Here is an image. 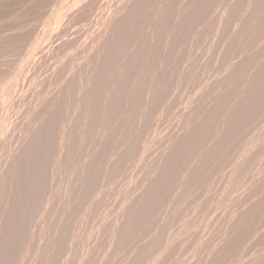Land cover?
Listing matches in <instances>:
<instances>
[{"label":"rangeland","instance_id":"rangeland-1","mask_svg":"<svg viewBox=\"0 0 264 264\" xmlns=\"http://www.w3.org/2000/svg\"><path fill=\"white\" fill-rule=\"evenodd\" d=\"M87 1H90L91 5ZM134 1L136 0H94V2L93 0H0V51H4V53L3 51L0 52L3 57L1 58L0 55V60H4L6 62H0V75H2L0 76V202L2 200L0 203V207L2 208H0V264H264V0H158L159 2L157 0H137L139 4L137 1L136 3ZM96 2L100 4H97ZM153 2L155 4H153ZM135 5L138 7L136 6L134 9ZM67 10H70V12ZM86 11L88 13H85ZM143 11L145 13L148 11L149 13L145 15ZM155 11L157 15L154 13ZM150 13L151 15H148ZM185 13L188 14L184 15ZM77 16L80 18H77ZM82 17H84V19ZM161 17L162 19H160ZM124 18L125 20H128L125 21ZM143 19L145 20L143 21ZM148 19L149 21H147ZM127 21H131L132 23L128 22L126 24ZM161 21L163 23H161ZM181 21L183 22V25ZM149 23L152 24L150 25ZM174 23H178V25L176 26ZM112 25L114 26V29ZM119 26L120 28H118ZM142 28L144 29V32L142 31ZM126 29L129 30V32H127ZM157 30L160 31L158 32ZM171 30L174 32H171ZM76 32L78 33L76 34ZM120 32L122 34H120ZM111 33L113 34L111 35ZM141 33H143V36L145 35V37H141ZM154 33L156 34V37ZM105 34L107 37L104 36ZM132 34H134V36H132ZM173 34L175 36H173ZM78 36H80V38ZM84 36H86V38ZM116 37L119 38L116 40ZM132 38L133 40L135 38L139 39V43L137 39L133 42ZM20 39H22V41ZM13 40H17V42L14 43ZM119 40L121 41L120 43ZM103 42H105V44L108 43L106 44L107 46L103 44ZM17 43L19 44L17 45ZM115 43L117 44L116 46ZM158 43L163 47L159 46ZM122 45L124 47H122ZM171 45L172 47H170ZM102 46L105 48V51L102 49ZM143 46L147 48L145 49ZM150 47L152 48L150 49ZM13 48H16L15 51ZM60 48L61 51L59 50ZM126 48H130L132 50H127ZM162 48H164V50ZM38 49L40 50L38 51ZM99 49L100 51H98ZM106 51L107 53L110 52V54H107ZM120 51H122V54ZM133 52L136 53L133 54ZM146 52L148 53L146 54ZM10 53L11 56L13 54L14 55L11 57L9 55ZM61 54L68 57V59ZM66 54H69L70 56H67ZM74 54L76 55L73 56ZM154 54H156V56ZM92 55H94L93 58ZM141 55L142 60H140ZM134 56L137 57L134 58ZM131 57H133V59H131ZM63 58L67 61L63 60ZM115 59L119 60L116 61ZM148 59L153 60L148 61ZM70 60L72 64L70 63ZM104 60L106 63H104ZM132 61L135 63L133 64ZM101 62L104 64H101ZM138 62L141 64H137ZM43 63L45 65H43ZM57 64L60 66H56ZM63 64L66 65L65 67L67 69ZM115 65L117 66V69L115 68ZM105 67H107L108 71L104 74L103 72L105 70H102L105 69ZM108 67L110 69H108ZM132 67L136 68V70ZM93 68H95V71ZM5 73L6 75H4ZM96 73L99 74L96 75ZM124 73H126V75H124ZM137 73L141 75H138ZM7 75L10 76L9 79L6 78L8 77ZM24 76H26V78ZM27 76H29V78ZM38 76L40 79H38ZM123 76L125 77L123 78ZM139 76L141 78H139ZM14 78H16V80H14ZM129 78L130 80L128 82ZM65 79L68 80V82ZM86 79L89 82L86 81ZM17 80L20 81L18 82ZM64 80L66 82H64ZM122 80L125 82H122ZM130 81H133V84ZM85 82L87 83L85 84ZM103 82H106V84ZM70 83L73 84L71 85ZM131 84L134 88H132ZM34 85L35 87H33ZM129 86L131 88H129ZM139 86H142V88ZM116 87L121 92H118ZM102 89L105 94L101 91ZM51 90H53V92H51ZM130 90L132 92H130ZM110 92L113 94L111 95ZM65 93L69 95L66 96ZM117 93L120 95L122 93V96ZM49 94H51V97L53 95V100L49 97ZM130 94H132L133 97H131ZM84 95L85 97H83ZM89 98H91V101L88 100ZM131 98H134V100ZM81 99L86 100L81 101ZM51 101H54V104L53 102L51 103ZM5 103L6 106L4 105ZM50 103L53 106H51ZM87 103L89 104V107ZM98 103L100 105H98ZM138 103L142 104L139 105ZM58 104L61 106H59L60 109L58 108ZM95 104H97L96 107ZM38 105L39 109H37ZM62 110L63 112H61ZM51 111L55 112L53 113ZM39 112L41 113L39 114ZM36 113L38 114V117ZM105 114L106 117H104ZM107 115H109V118H107ZM139 115L140 118L138 117V119H136ZM62 117H64V119ZM146 117L149 122L146 121ZM28 118L30 122L28 121ZM78 118H82L80 119L82 121L79 123H77L79 121ZM127 118L129 119L127 120ZM89 119L90 122H88ZM108 120L109 122L112 120L111 123L113 125L108 123ZM138 120H142V122H139ZM201 120L203 122H201ZM23 121L25 123V127ZM91 121L94 123H91ZM98 121H101V123ZM47 122L49 123L47 124ZM136 122H139L140 124H136ZM55 124L56 126L54 127ZM45 125H49L48 128ZM106 125H110L111 127ZM43 126H45V130H42ZM89 127L92 128L90 129ZM107 127L112 131L106 129ZM112 127L114 128V131ZM84 128H86V130ZM37 129H40L39 131L42 130V133L47 129L50 132L52 129V132L50 133H48V130L46 131L45 137L48 141L46 138L45 139L48 143L43 141L45 140L43 137L42 143L44 144L40 143L37 148V150L41 148L43 152H40L39 149V153L36 154L37 157L35 161L38 165L33 163V159V161H31L32 157H30L28 161H26V159L25 162L23 158V154L25 156V153L27 152V144L32 148H36L35 144V147H33L32 144L34 142L32 143V141L37 143V137L33 136L35 132L36 134L39 132ZM74 129L78 132H74ZM78 129H80L81 132ZM122 129H124L123 132ZM57 130L59 133H57ZM107 130L109 133H107ZM97 131H100V135H97L99 134ZM89 132L91 133L88 134ZM112 132L113 135H107L110 133L112 134ZM47 133L49 137L47 136ZM116 133H118V137ZM52 134L53 136L55 135V138ZM89 135H91V139L88 137ZM31 136H33V138L35 137V140L31 139ZM59 136L64 137L61 138ZM92 136L99 139L97 140ZM105 136L107 137L105 138ZM112 136L114 139H112ZM83 139L87 140L84 141ZM94 139H96V142ZM103 139L104 142L106 140L105 143H108L107 145H109L110 148L103 143ZM27 141L29 142L27 143ZM61 141H63V143ZM99 141L101 144L98 143ZM118 141H120L119 143L121 145L117 144L116 147L115 143H118ZM121 141L124 143H121ZM125 141L128 143H125ZM59 142L61 144H59ZM54 144L57 145V148ZM92 144L95 148H92ZM23 145L26 146L24 147ZM131 145L133 146L132 148ZM128 146H130L132 151H129L131 149L128 148ZM30 147L28 148L32 149ZM124 147H127L128 150L126 148L124 149ZM102 148L104 151L101 150ZM133 148L134 150L136 148L138 151L135 150L136 152H134ZM54 150L56 151L53 152ZM100 151H103L104 154ZM83 152H86L85 155ZM96 152L100 153L99 156H101L99 157ZM18 153H20L19 159L16 156ZM47 153H49V155H46ZM95 154L97 156H95ZM122 154H124L123 158L121 157ZM170 154L173 156H170ZM14 156L16 157L14 158ZM117 156H119V161ZM127 156L133 157L127 160ZM43 157L44 159H42ZM120 157L122 159V164L120 163ZM39 158H41V160ZM47 158L50 159L48 160ZM124 160H127V163ZM161 160H163V162ZM29 161H31L30 164H32L30 167L32 168V166H34L32 170H30L31 168L29 166L28 167L30 169L28 167V169L26 168V166L29 165L27 163ZM102 162H105V165ZM1 163H3V165ZM13 163H16L15 171H17V173L15 178L19 171L22 173H19L21 177L25 169L29 170L28 172L25 170V173L31 172L35 174L37 172L36 175L39 178H36V185L34 184L32 186L25 187L28 188L25 190L30 194H26L29 195L27 196L28 198L25 196H23V198H26V200L28 199V203L23 199L24 201H19V203H22L20 204V207L15 205L17 201L14 204L16 206L15 208L13 207L14 211L16 210L18 212L22 209L21 212H25H22L23 214H21V212L19 213L23 218H19L21 219L19 221L17 219L20 217H17L19 214H17L16 211L17 215H14V212H10V210H12V203H14L17 199H11L12 194L8 197V191L13 192V186L10 187L9 182L11 181L10 179L12 178V173L14 172H12L13 168H10L12 170L8 168L9 166H12ZM23 163H27L26 166H24L25 169L23 167ZM109 163L119 165L120 167L123 165L125 167L122 168V166L121 169L119 166L118 168L115 166V169L112 168L113 164L111 166ZM106 164H109L110 166L107 165V167ZM43 165H45V168ZM17 166L21 170L24 169L23 172ZM46 166H48V168ZM86 166H88V168ZM96 166L98 167L96 168ZM36 167L39 170H37ZM92 167L94 169H92ZM6 169L11 172H8ZM88 169L90 172H87ZM160 169L161 171L159 172ZM93 170L95 175L93 174ZM162 170L165 172L163 171L162 173ZM7 173H11L12 175L9 174L8 177ZM104 173L107 177H105ZM5 174L7 176H5ZM36 175H34V177ZM81 175H83V177H81ZM7 178L9 179L7 180ZM44 178H46V180ZM161 183L164 185H161ZM148 186H150L151 189L148 188ZM157 186L160 187L158 188ZM65 187L68 188L65 189ZM73 189L76 191H73ZM149 189L151 191H148ZM29 190H32V193H36L32 195ZM82 191L85 194H83ZM70 192L71 194H69ZM92 194L93 197L90 196ZM142 195L143 197L145 196V200H149L150 198V201H143L144 199L139 200ZM147 195L149 197H147ZM60 197L61 201L59 200ZM76 199L77 202H75ZM143 202L146 205H143ZM27 205L29 208H27ZM73 205L74 208H72ZM24 206L27 208V215L26 208ZM129 207L132 208L133 211ZM23 208L25 209L23 210ZM67 208L69 210H67ZM8 209H10V214L8 213L9 215L7 214ZM54 209L55 212H53ZM62 209L63 211H61ZM30 210H32L31 213L28 212ZM135 212H138L139 215ZM10 215H13V218L16 216L17 220H13H15L16 225L19 223L17 225L18 229L15 228V230L12 228L11 230V232H13L14 229V233L11 234H15V236L12 237L10 235L11 237L9 236L3 238L1 234L4 230L2 229L5 228L6 230V228H8L6 227L8 224L6 218H12ZM77 215H79V218ZM11 218L10 221L12 220ZM59 221H63L64 225ZM5 223L6 225L4 226ZM124 223L127 224V226ZM121 224H124L125 226H121ZM14 225L15 224H13L12 227H14ZM128 225H130L129 228ZM7 226H9V224ZM119 227L121 229H119ZM132 227L134 228L132 229ZM117 228L119 230H117ZM19 229L20 232L17 231ZM119 232L123 235V237L119 234ZM63 234H65V237ZM18 235L20 237H18ZM57 235H59V238ZM15 237H17V239ZM48 237L50 241L47 240ZM53 237L57 240L56 243H58V247H56L57 245ZM60 237L64 238V240ZM59 239H61V241ZM11 243L12 247L8 248ZM4 245H6V248H4ZM44 245L46 248L48 247V250L51 249L49 250L50 252L44 248ZM61 245L62 248L60 247ZM5 249H9L11 252L9 250L6 251ZM1 250L4 254L1 253ZM51 253L54 254L51 255ZM4 256H6V260ZM134 256L136 257L134 258ZM4 261L7 262L4 263Z\"/></svg>","mask_w":264,"mask_h":264},{"label":"bare ground","instance_id":"bare-ground-1","mask_svg":"<svg viewBox=\"0 0 264 264\" xmlns=\"http://www.w3.org/2000/svg\"><path fill=\"white\" fill-rule=\"evenodd\" d=\"M136 1H137V0H136ZM136 1H134V2L136 3ZM139 1H141V0H139ZM155 1H156V0H155ZM157 1H158V0H157ZM169 1H170V0H169ZM192 1H194V0H192ZM199 1H200V0H199ZM204 1H205V0H204ZM87 2H88V1H87ZM93 2H94V0H93ZM97 2H98V1H97ZM97 2H96V3H97ZM158 2H159V1H158ZM164 2H165V1H164ZM195 2H196V1H195ZM206 2H207V1H206ZM88 3L90 4L91 2L89 1ZM88 3H87V4H88ZM102 3H104V2H102ZM130 3H131V2H130ZM137 3L139 4L138 1H137ZM162 3H163V2H162ZM165 3H166V2H165ZM168 3H169V2H168ZM196 3H197V2H196ZM196 3H194V4H196ZM85 4H86V3H85ZM93 4H94V3H93ZM93 4H92V5H93ZM97 4H100V3H97ZM132 4H133V3H132ZM153 4H155V3L153 2ZM158 4H161V3H158ZM169 4H170V3H169ZM169 4H166V5H169ZM90 5H91V4H90ZM102 5H104V4H102ZM128 5H129V3H128ZM140 5H141V4H140ZM144 5H145V4H144ZM156 5H157V4H156ZM163 5H164V4H163ZM230 5H231V4H230ZM82 6H84V5H82ZM93 6H94V5H93ZM116 6H117V5H116ZM136 6H137V5L134 6V9L136 8ZM150 6H151V5H150ZM157 6H158V5H157ZM208 6H209V5H208ZM80 7H81V6H80ZM114 7H115V6H114ZM130 7H133V6H130ZM130 7H129V8H130ZM137 7H138V6H137ZM147 7H148V6H147ZM167 7H168V6H167ZM89 8H90V6H89ZM91 8H92V7H91ZM139 8H140V7H139ZM153 8H154V7H153ZM153 8H152V9H153ZM155 8H156V7H155ZM159 8H160V7H159ZM76 9H77V8H76ZM82 9H83V7H82ZM87 9H88V8H87ZM87 9H86V10H87ZM163 9H164V8H163ZM77 10H78V9H77ZM89 10H90V9H89ZM95 10H96V9H95ZM127 10H128V9H127ZM127 10H126V11H127ZM131 10H132V9H131ZM137 10H139V9H137ZM141 10H142V8H141ZM144 10H145V9H144ZM147 10H149V9H147ZM172 10H173V9H172ZM187 10H188V9H187ZM67 11L70 12V10H67ZM78 11H80V10H78ZM78 11H77V12H78ZM82 11H83V10H82ZM126 11H125V12H126ZM129 11H130V10H129ZM129 11H128V12H129ZM132 11H133V10H132ZM158 11H159V10H158ZM164 11H165V10H164ZM199 11H200V10H199ZM72 12H73V11H72ZM80 12H81V11H80ZM95 12H96V11H95ZM98 12H99V11H98ZM125 12H124V13H125ZM143 12H144V11H143ZM151 12H152V11H151ZM75 13H76V12H75ZM85 13H88V12L86 11ZM91 13H92V12H91ZM96 13H97V12H96ZM131 13H132V12H131ZM144 13H145V12H144ZM147 13H149V12L147 11V12L145 13V15H146ZM154 13L156 14V11H155ZM163 13H164V12H163ZM67 14H68V13H67ZM77 14H78V13H77ZM93 14H94V13H93ZM111 14H112V13H111ZM122 14H123V13H122ZM141 14H142V13H141ZM161 14H162V13H161ZM178 14H179V13H178ZM186 14H188V13H185L184 15H186ZM80 15H81V14H80ZM80 15H79V16H80ZM89 15H90V14H89ZM97 15H99V14H97ZM130 15H131V14H130ZM134 15H136V14H134ZM143 15H144V14H143ZM148 15H151V13L148 14ZM153 15H154V14H153ZM156 15H157V14H156ZM156 15H155V16H156ZM179 15H180V14H179ZM58 16H59V15H58ZM73 16H74V15H73ZM83 16H84V14H83ZM95 16H96V15H95ZM95 16H94V17H95ZM124 16H125V15H124ZM127 16H128V15H127ZM140 16H141V15H140ZM155 16H154V17H155ZM176 16H177V15H176ZM189 16H191V15H189ZM55 17H56V16H55ZM80 17H81V16H80ZM80 17L77 16V18H80ZM91 17H92V16H91ZM119 17H120V16H119ZM135 17H136V16H135ZM147 17H148V16H147ZM56 18H58V17H56ZM67 18H68V17H67ZM72 18H73V17H72ZM75 18H76V17H75ZM82 18L84 19V17H82ZM110 18H111V17H110ZM120 18H121V17H120ZM125 18H126V17H125ZM125 18H124V20H125ZM131 18H132V17H131ZM142 18H143V17H142ZM144 18H145V16H144ZM156 18H157V16H156ZM181 18H182V17H181ZM183 18H184V16H183ZM183 18H182V19H183ZM189 18H190V17H189ZM60 19H61V18H60ZM64 19H65V18H64ZM73 19H74V18H73ZM73 19H71V20H73ZM87 19H88V18H87ZM91 19H92V18H91ZM137 19H138V18H137ZM146 19H147V18H146ZM154 19H155V18H154ZM158 19H159V18H158ZM160 19H162V17H161ZM175 19H176V17H175ZM179 19H180V16H179ZM179 19H178V20H179ZM182 19H181V20H182ZM187 19H188V18H187ZM77 20H78V19H77ZM88 20H90V19H88ZM88 20H87V21H88ZM126 20H128V19H126ZM126 20H125V21H126ZM135 20H136V19H135ZM144 20H145V19H143V21H144ZM48 21H49V20H48ZM106 21H107V20H106ZM131 21H132V19H131ZM131 21H130V22H131ZM147 21H149V19H148ZM153 21H154V20H153ZM155 21H156V20H155ZM157 21H159V20H157ZM169 21H170V19H169ZM169 21H168V22H169ZM174 21H175V20H174ZM184 21H185V20H184ZM10 22H11V21H10ZM62 22H63V21H62ZM64 22H65V21H64ZM79 22H80V21H79ZM81 22H82V21H81ZM123 22H124V21H123ZM128 22H129V21H127L126 24H127ZM130 22H129V23H130ZM138 22H139V21H138ZM145 22H146V21H145ZM150 22H152V21H150ZM164 22H165V20H164ZM168 22H167V23H168ZM177 22H180V21H177ZM181 22H182V21H181ZM85 23H86V22H85ZM106 23H107V22H106ZM124 23H125V22H124ZM131 23H132V22H131ZM141 23H142V22H141ZM141 23H140V24H141ZM143 23H144V22H143ZM147 23H148V22H147ZM152 23H153V22H152ZM152 23H151V24H152ZM156 23H157V22H156ZM159 23H160V22H159ZM161 23H163V22L161 21ZM167 23H166V24H167ZM172 23H173V22H172ZM213 23H214V22H213ZM7 24H8V23H7ZM61 24H62V23H61ZM63 24H64V23H63ZM149 24H150V23H149ZM151 24H150V25H151ZM174 24H175V23H174ZM64 25H65V24H64ZM64 25H62V26H64ZM67 25H68V24H67ZM67 25H66V26H67ZM79 25H80V23H79ZM87 25H88V24H87ZM87 25H86V26H87ZM129 25H130V24H129ZM145 25H146V24H145ZM160 25H161V24H160ZM172 25H173V24H172ZM175 25L177 26L178 23H176ZM180 25H181V24H180ZM182 25H183V22H182ZM182 25H181V26H182ZM60 26H61V25H60ZM76 26H77V25H76ZM107 26H108V24H107ZM112 26H113V25H112ZM123 26H124V25H123ZM134 26H135V25H134ZM154 26H155V25H154ZM158 26H159V25H158ZM158 26H157V27H158ZM69 27H70V26H69ZM80 27H81V25H80ZM80 27H79V28H80ZM94 27H95V26H94ZM141 27H142V26H141ZM151 27H152V26H151ZM171 27H172V26H171ZM173 27H174V25H173ZM182 27H183V26H182ZM184 27H185V26H184ZM73 28H74V27H73ZM77 28H78V27H77ZM77 28H76V29H77ZM118 28H120V26H119ZM118 28H117V29H118ZM158 28H159V27H158ZM161 28H162V27H161ZM178 28H179V27H178ZM178 28H177V29H178ZM50 29H51V28H50ZM62 29H63V28H62ZM71 29H72V28H71ZM76 29H75V30H76ZM80 29H81V28H80ZM83 29H84V27H83ZM113 29H114V26H113ZM127 29H128V27H127ZM127 29H126V30H127ZM131 29H132V28H131ZM139 29H140V28H139ZM153 29H154V28H153ZM155 29H156V28H155ZM164 29H165V28H164ZM174 29H175V28H174ZM174 29H173V30H174ZM181 29H182V28H181ZM65 30H66V28H65ZM81 30H82V29H81ZM119 30H120V29H119ZM126 30H125V31H126ZM143 30H144V29L142 28V31H143ZM149 30H150V29H149ZM151 30H152V29H151ZM57 31H58V30H57ZM71 31H72V30H71ZM102 31H103V30H102ZM125 31H124V32H125ZM130 31H131V30H130ZM146 31H147V30H146ZM146 31H145V34H146ZM157 31H158V30H157ZM159 31H160V30H159ZM159 31H158V32H159ZM174 31H176V30H174ZM174 31L171 30V32H174ZM178 31H179V30H178ZM178 31H177V32H178ZM54 32H55V31H54ZM59 32H60V31H59ZM65 32H66V31H65ZM95 32H96V31H95ZM127 32H129V30H127ZM131 32H132V31H131ZM138 32H139V31H138ZM143 32H144V31H143ZM155 32H156V31H155ZM25 33H26V32H25ZM48 33H49V32H48ZM77 33H78V32H76V34H77ZM116 33H117V32H116ZM166 33H167V32H166ZM169 33H170V32H169ZM178 33H179V32H178ZM55 34H56V32H55ZM58 34H59V33H58ZM86 34H87V33H86ZM112 34H113V33H111V35H112ZM114 34H115V33H114ZM120 34H122V33L120 32ZM125 34H126V33H125ZM147 34H148V33H147ZM154 34H155V33H154ZM167 34H168V33H167ZM174 34H175V33H174ZM174 34H173V36H175ZM176 34H177V33H176ZM8 35H9V34H8ZM50 35H51V34H50ZM70 35H71V33H70ZM87 35H88V34H87ZM90 35H91V34H90ZM109 35H110V34H109ZM141 35H142L141 37H145V35L143 36V33H141ZM149 35H150V33H149ZM162 35H163V34H162ZM178 35H179V34H178ZM178 35H177V36H178ZM180 35H181V34H180ZM5 36H7V35H5ZM5 36H4V37H5ZM24 36H25V35H24ZM28 36H29V35H28ZM59 36H60V35H59ZM59 36H58V37H59ZM74 36H75V35H74ZM102 36H103V35H102ZM102 36H101V37H102ZM104 36H106V34H105ZM117 36H118V35H117ZM132 36H134V34H132ZM138 36H139V35H138ZM152 36H153V35H152ZM168 36H169V35H168ZM173 36H172V37H173ZM31 37H32V36H31ZM52 37H53V36H52ZM55 37H56V36H55ZM68 37H69V36H68ZM68 37H67V38H68ZM71 37H72V35H71ZM78 37L80 38V36H78ZM78 37H77V38H78ZM84 37L86 38V36H84ZM106 37H107V36H106ZM108 37H109V36H108ZM114 37H115V36H114ZM114 37H113V38H114ZM120 37H121V36H120ZM122 37H123V36H122ZM127 37H128V36H127ZM146 37H147V36H146ZM155 37H156V34H155ZM10 38H11V37H10ZM19 38H20V37H19ZM19 38H18V40H19ZM22 38H23V37H22ZM24 38H25V37H24ZM35 38H36V37H35ZM63 38H65V37H63ZM81 38H82V37H81ZM102 38H103V37H102ZM118 38H119V37H118ZM118 38L116 37V40H117ZM150 38H153V37H150ZM173 38H174V37H173ZM12 39H13V38H12ZM12 39H11V41H12ZM28 39H29V38H28ZM28 39H27V40H28ZM30 39H31V38H30ZM41 39H43V38H41ZM50 39H52V38H50ZM50 39H49V40H50ZM55 39H56V38H55ZM55 39H54V41H55ZM60 39H61V37H60ZM65 39H66V38H65ZM82 39H83V38H82ZM100 39H101V38H100ZM110 39H111V38H110ZM136 39H137V38H135L134 40H136ZM166 39H167V38H166ZM169 39H170V38H169ZM177 39H178V38H177ZM9 40H10V39H9ZM9 40H8V42H9ZM20 40L22 41V39H20ZM49 40H47V41H49ZM62 40H63V39H62ZM62 40H61V41H62ZM90 40H91V39H90ZM103 40H104V39H103ZM130 40H131V39H130ZM132 40H133V38H132ZM134 40H133V42H134ZM154 40H155V38H154ZM174 40H175V39H174ZM260 40H261V39H260ZM25 41H26V39H25ZM34 41H35V40H34ZM57 41H58V40H57ZM59 41H60V40H59ZM64 41H65V40H64ZM75 41H76V40H75ZM75 41H74V43H75ZM101 41H102V40H101ZM106 41H107V40H106ZM106 41H105V42H106ZM110 41H111V40H110ZM137 41H138V43H139V39H137ZM141 41H143V40H141ZM144 41H145V39H144ZM151 41H152V40H151ZM168 41H169V40H168ZM168 41H167V42H168ZM176 41H177V40H176ZM13 42L15 43V42H17V40H15V41L13 40ZM32 42H33V41H32ZM41 42H42V41H41ZM41 42H40V43H41ZM50 42H51V41H50ZM99 42H100V41H99ZM105 42H103V44H105ZM120 42H121V41L119 40V43H120ZM19 43H20V42H19ZM19 43H17V45H18ZM21 43H22V42H21ZM24 43H25V42H24ZM37 43H38V42H37ZM47 43H48V42H47ZM63 43H64V42H63ZM77 43H78V42H77ZM88 43H89V42H88ZM116 43H118V42H116ZM116 43H115V46L117 45ZM138 43H137V44H138ZM149 43H150V42H149ZM163 43H164V42H163ZM1 44H2V43H1ZM4 44H5V43H4ZM4 44H3V45H4ZM54 44H55V43H54ZM58 44H59V43H58ZM71 44H72V43H71ZM100 44H102V43H100ZM106 44H108V43H106ZM106 44H105V45H106ZM128 44H129V43H128ZM130 44H132V43H130ZM133 44H135V43H133ZM137 44H136V45H137ZM141 44H143V43H141ZM141 44H140V45H141ZM144 44H145V43H144ZM146 44H147V43H146ZM152 44H153V43H152ZM171 44H173V43H171ZM175 44H176V42H175ZM3 45H2V47H3ZM17 45H16V46H17ZM29 45H30V44H29ZM32 45H33V44H32ZM48 45H49V44H48ZM50 45H51V44H50ZM59 45H60V44H59ZM67 45H68V44H67ZM109 45H110V44H109ZM120 45H121V44H120ZM140 45H139V46H140ZM149 45H150V44H149ZM155 45H156V44H155ZM158 45H159V43H158ZM162 45H163V44H162ZM184 45H186V44H184ZM5 46H6V45H5ZM19 46H20V45H19ZM23 46H24V45H23ZM30 46H31V45H30ZM55 46H56V45H55ZM55 46H54V47H55ZM60 46H61V45H60ZM65 46H66V45H65ZM65 46H63V47H65ZM73 46H74V45H73ZM73 46H72V47H73ZM106 46H107V45H106ZM110 46H111V45H110ZM118 46H119V45H118ZM127 46H128V45H127ZM127 46H125V47H127ZM130 46H131V45H130ZM137 46H138V45H137ZM150 46H151V45H150ZM152 46H153V45H152ZM159 46H161V45H159ZM46 47H47V46H46ZM66 47H68V46H66ZM79 47H80V46H79ZM100 47H101V46H100ZM100 47H98V48H100ZM120 47H121V46H120ZM120 47H119V48H120ZM122 47H124V46L122 45ZM131 47H132V46H131ZM161 47H163V46H161ZM170 47H172V45H171ZM28 48H30V47H28ZM70 48H71V47H70ZM98 48H97V49H98ZM110 48H111V47H110ZM139 48H141V47H139ZM139 48H137V49H139ZM143 48L146 49L147 47H144V46H143ZM151 48H152V47H150V49H151ZM156 48H157V46H156ZM186 48H187V47H186ZM13 49H14V48H13ZM15 49H16V48H15ZM15 49H14V51H15ZM45 49H46V48H45ZM51 49H52V48H51ZM57 49H58V48H57ZM71 49H73V48H71ZM71 49H70V50H71ZM74 49H75V48H74ZM87 49H88V48H87ZM102 49H104V51H105V48H103V46H102ZM116 49H118V48H116ZM126 49H127V48H126ZM129 49H130V48H129ZM129 49H127V50H129ZM150 49H149V50H150ZM159 49H160V48H159ZM162 49L164 50V48H162ZM166 49H167V48H166ZM4 50H6V49H4ZM18 50H19V48H18ZM18 50H17V51H18ZM26 50H27V49H26ZM29 50H30V49H29ZM39 50H40V49H38V51H39ZM59 50L61 51V48H60ZM70 50H68V51H70ZM76 50H77V48H76ZM80 50H81V49H80ZM106 50H107V47H106ZM111 50H112V49H111ZM130 50H132V49H130ZM152 50H153V49H152ZM154 50H155V49H154ZM176 50H177V49H176ZM181 50H182V49H181ZM2 51H3V50H2ZM2 51H0V52H2ZM6 51H7V50H6ZM6 51H5V52H6ZM19 51H20V50H19ZM43 51H44V49H43ZM46 51H47V50H46ZM56 51H58V50H56ZM96 51H97V50H96ZM98 51H100V49H99ZM109 51H110V50H109ZM156 51H158V50H156ZM174 51H175V50H174ZM174 51H173V52H174ZM31 52H32V51H31ZM94 52H95V51H94ZM115 52H116V51H115ZM117 52H118V51H117ZM121 52H122V51H120V53H121ZM124 52H125V51H124ZM126 52H127V51H126ZM130 52H131V51H130ZM148 52H150V51H148ZM148 52H146V54H147ZM153 52H154V51H153ZM159 52H160V51H159ZM185 52H186V51H185ZM3 53H4V51H3ZM8 53H9V52H8ZM8 53H7V54H8ZM18 53H19V52H18ZM21 53H22V52H21ZM47 53H49V52H47ZM58 53H59V52H58ZM106 53H107V51H106ZM111 53H112V52H111ZM135 53H136V52H133V54H135ZM154 53H155V52H154ZM156 53H157V52H156ZM175 53H176V52H175ZM5 54H6V53H5ZM28 54H29V53H28ZM44 54H45V53H44ZM56 54H57V53H56ZM62 54H64V53H62ZM62 54H61V55H62ZM99 54H100V53H99ZM99 54H96V55H99ZM102 54H103V53H102ZM107 54H110V52L107 53ZM115 54H116V53H115ZM117 54H118V53H117ZM121 54H122V53H121ZM121 54H120V55H121ZM124 54H125V53H124ZM137 54H138V53H137ZM143 54H144V53H143ZM151 54H152V53H151ZM0 55H1V53H0ZM3 55H4V54H3ZM9 55L11 56V53H10ZM9 55H8V57H9ZM13 55H14V54H13ZM13 55H12V56H13ZM33 55H34V54H33ZM59 55H60V54H59ZM64 55H65V54H64ZM64 55H62V56H64ZM66 55H67V54H66ZM68 55H69V54H68ZM68 55H67V56H68ZM75 55H76V54H74L73 56H75ZM128 55H129V53H128ZM130 55H131V54H130ZM138 55H139V54H138ZM154 55L156 56V54H154ZM157 55H158V54H157ZM181 55H182V54H181ZM12 56H11V57H12ZM18 56H19V55H18ZM38 56H39V55H38ZM69 56H70V55H69ZM93 56H94V55H92V58H93ZM118 56H119V55H118ZM121 56H122V55H121ZM125 56H126V55H125ZM131 56H133V55H131ZM146 56H147V55H146ZM155 56H154V57H155ZM168 56H169V55H168ZM200 56H201V55H200ZM26 57H27V56H26ZM48 57H49V56H48ZM58 57H59V56H58ZM64 57H65V56H64ZM86 57H87V56H86ZM100 57H101V56H100ZM123 57H124V56H123ZM123 57H122V58H123ZM136 57H137V56H136ZM136 57L134 56V58H136ZM172 57H173V56H172ZM180 57H181V56H180ZM1 58H3L2 55H1ZM40 58H41V57H40ZM43 58H44V57H43ZM45 58H46V56H45ZM51 58H52V57H51ZM65 58L68 59V57H65ZM94 58H96V57H94ZM124 58H125V57H124ZM128 58H129V57H128ZM139 58H140V57H139ZM155 58H156V57H155ZM189 58H190V57H189ZM11 59H12V58H11ZM69 59H70V58H69ZM72 59H73V58H72ZM83 59H84V58H83ZM90 59H91V58H90ZM97 59H98V58H97ZM103 59H104V58H103ZM119 59H120V58H119ZM119 59H117V60H119ZM131 59H133V57H131ZM167 59H168V57H167ZM7 60H8V59H7ZM9 60H10V58H9ZM28 60H29V59H28ZM34 60L37 61L36 59H34ZM60 60H61V59H60ZM63 60H66V59L63 58ZM63 60H62V61H63ZM94 60H95V59H94ZM98 60H99V59H98ZM106 60H107V59H106ZM110 60H111V59H110ZM115 60H116V59H115ZM117 60H116V61H117ZM128 60H129V59H128ZM128 60H127V62H128ZM137 60H138V59H137ZM140 60H142V55H141V59H140ZM145 60H147V59H145ZM149 60L152 61L153 59H148V61H149ZM168 60H169V59H168ZM195 60H196V59H195ZM1 61H2V60H0V62H1ZM45 61H46V60H45ZM66 61H67V60H66ZM108 61H109V59H108ZM113 61H114V59H113ZM138 61H139V60H138ZM148 61H147V62H148ZM166 61H167V60H166ZM2 62H5V61L3 60ZM9 62H10V61H9ZM14 62H15V61H14ZM24 62H25V61H24ZM33 62H34V61H33ZM63 62H64V61H63ZM72 62H73V61H72ZM94 62H95V61H94ZM99 62H100V61H99ZM109 62H110V61H109ZM121 62H122V60H121ZM136 62H137V61H136ZM139 62H140V61H139ZM139 62H138L137 64H141V63H139ZM145 62H146V61H145ZM174 62H175V61H174ZM5 63H6V62H5ZM27 63H28V62H27ZM65 63H67V62H65ZM70 63H71V60H70ZM78 63H79V62H78ZM102 63H103V62H101V64H102ZM104 63H106L105 60H104ZM104 63H103V64H104ZM112 63H113V62H112ZM132 63H133V61H132ZM134 63H135V62H134ZM134 63H133V64H134ZM152 63H153V62H152ZM170 63H172V62H170ZM40 64H41V63H40ZM71 64H72V63H71ZM115 64H116V63H115ZM120 64H121V63H120ZM127 64H128V63H127ZM133 64H132V65H133ZM147 64H148V63H147ZM201 64H202V63H201ZM5 65H6V64H5ZM8 65H10V64H8ZM27 65H28V64H27ZM43 65H45V64L43 63ZM47 65H48V64H47ZM54 65H55V63H54ZM63 65H64V64H63ZM97 65H98V64H97ZM106 65H107V64H106ZM106 65H105V66H106ZM111 65H112V64H111ZM113 65H114V64H113ZM123 65H124V64H123ZM1 66H2V64H1ZM24 66H25V65H24ZM56 66H58V64H57ZM59 66H60V65H59ZM59 66H58V67H59ZM65 66H66V65H64V67H65ZM70 66H72V65H70ZM75 66H76V65H75ZM78 66H79V65H78ZM89 66H90V64H89ZM109 66H110V64H109ZM128 66H129V65H128ZM130 66H131V65H130ZM137 66H138V65H137ZM141 66H142V65H141ZM143 66H144V65H143ZM150 66H151V65H150ZM10 67H12V66H10ZM90 67H91V66H90ZM90 67H89V68H90ZM95 67H96V65H95ZM116 67H117V66L115 65V68H116ZM119 67H121V66H119ZM119 67H118V68H119ZM134 67H135V66H134ZM134 67H132V68L136 70V68H134ZM139 67H140V66H139ZM151 67H152V66H151ZM151 67H150V68H151ZM4 68H5V67H4ZM8 68H9V67H8ZM12 68H13V67H12ZM17 68H18V67H17ZM24 68H25V67H24ZM27 68H28V67H27ZM46 68H47V67H46ZM55 68H56V67H55ZM65 68H66V67H65ZM70 68H71V67H70ZM112 68H113V67H112ZM129 68H130V67H129ZM148 68H149V67H148ZM0 69H1V68H0ZM25 69H26V68H25ZM35 69H36V68H35ZM66 69H67V68H66ZM68 69H69V67H68ZM84 69H85V67H84ZM84 69H83V70H84ZM93 69H94V71H95V68H93ZM98 69H99V67H98ZM101 69H102V67H101ZM108 69H110V68L108 67ZM116 69H117V68H116ZM125 69H126V68H125ZM138 69H139V68H138ZM187 69H188V68H187ZM12 70H13V69H12ZM90 70H91V68H90ZM104 70H105V71H104ZM112 70H114V69H112ZM112 70H111V71H112ZM144 70H145V68H144ZM144 70H142V71H144ZM148 70H149V69H148ZM158 70H159V69H158ZM194 70H195V69H194ZM10 71H11V70H10ZM14 71H15V70H14ZM14 71H13V72H14ZM17 71H18V70H17ZM37 71H38V70H37ZM102 71H104L103 73L105 74V73L108 71V70H107V67H105V69H103ZM146 71H147V70H146ZM146 71H145V72H146ZM213 71H214V70H213ZM6 72H7V71H6ZM25 72H26V71H25ZM88 72H89V71H88ZM96 72H98V71H96ZM100 72H101V71H100ZM123 72H124V70H123ZM123 72H122V73H123ZM129 72H131V71H129ZM140 72H141V70H140ZM37 73H39V72H37ZM56 73H57V72H56ZM92 73H93V71H92ZM187 73H188V72H187ZM10 74H12V73H10ZM10 74H9V75H10ZM34 74H35V73H34ZM58 74H59V73H58ZM84 74H85V72H84ZM86 74H87V73H86ZM90 74H91V73H90ZM93 74H94V73H93ZM97 74H99V73H96V75H97ZM101 74H102V73H101ZM101 74H100V75H101ZM104 74H103V76H104ZM109 74H110V73H109ZM111 74H112V72H111ZM116 74H117V73H116ZM116 74H115V76H116ZM137 74H138V73H137ZM4 75H6V73H5ZM25 75H26V73H25ZM32 75H33V74H32ZM35 75H36V74H35ZM35 75H34V76H35ZM37 75H38V74H37ZM39 75H40V74H39ZM77 75H78V74H77ZM91 75H92V74H91ZM113 75H114V74H113ZM117 75H119V74H117ZM124 75H126V73H124ZM127 75H128V74H127ZM138 75H141V74H138ZM143 75H145V74H143ZM143 75H142V76H143ZM0 76H2V75H0ZM7 76H8V75H7ZM40 76H41V75H40ZM85 76H87V75H85ZM89 76H90V75H89ZM107 76H108V75H107ZM107 76H106V77H107ZM121 76H122V75H121ZM174 76H176V75H174ZM9 77H10V76H8V77H6V78L9 79ZM17 77H18V76H17ZM17 77H16V78H17ZM24 77L26 78V76H24ZM27 77L29 78V76H27ZM66 77H67V75H66ZM75 77H76V76H75ZM79 77H80V76H79ZM87 77H88V76H87ZM87 77H86V78H87ZM90 77H91V76H90ZM96 77H97V76H96ZM99 77H100V76H99ZM124 77H125V76H123V78H124ZM126 77H127V76H126ZM137 77H138V76H137ZM166 77H167V76H166ZM16 78H14V80H16ZM18 78H19V77H18ZM22 78H23V77H22ZM83 78H84V76H83ZM103 78H104V77H103ZM115 78H117V77H115ZM120 78H121V77H120ZM123 78H121V79H123ZM132 78H133V77H132ZM139 78H141V77L139 76ZM0 79H1V78H0ZM36 79H37V78H36ZM38 79H40L39 76H38ZM47 79H48V77H47ZM52 79H53V77H52ZM60 79H61V78H60ZM66 79H67V78H66ZM66 79H65V80H66ZM69 79H70V78H69ZM87 79H88V78H87ZM87 79H86V81L89 80V79H88V80H87ZM95 79H96V78H95ZM99 79H100V78H99ZM101 79H102V78H101ZM121 79H120V80H121ZM158 79H159V78H158ZM166 79H167V78H166ZM170 79H171V78H170ZM12 80H13V79H12ZM22 80H23V79H22ZM24 80H25V79H24ZM31 80H32V79H31ZM34 80H35V78H34ZM65 80H64V82H66V81L68 82V80H66V81H65ZM70 80H72V79H70ZM82 80H83V79H82ZM92 80H93V79H92ZM105 80H106V79H105ZM105 80H104V81H105ZM110 80H112V79H110ZM110 80H109V81H110ZM120 80H119V81H120ZM124 80H125V79H124ZM129 80H130V78L128 79V82H129ZM132 80H133V79H132ZM136 80H137V78H136ZM138 80H139V79H138ZM3 81H4V80H3ZM17 81H18V80H17ZM19 81H20V80H19ZM19 81H18V82H19ZM28 81H29V80H28ZM36 81H37V80H36ZM38 81H39V80H38ZM55 81H56V80H55ZM83 81H84V80H83ZM90 81H91V80H90ZM96 81H97V80H96ZM101 81H102V80H101ZM107 81H108V79H107ZM140 81H142V80H140ZM147 81H148V80H147ZM159 81H160V80H159ZM161 81H162V80H161ZM172 81H173V80H172ZM41 82H42V81H41ZM69 82H70V81H69ZM72 82H73V81H72ZM88 82H89V81H88ZM98 82H99V81H98ZM110 82H111V81H110ZM122 82H125V81L122 80ZM128 82H127V83H128ZM130 82H132V84H133V81H130ZM135 82H136V81H135ZM256 82H257V81H256ZM16 83H17V82H16ZM86 83H87V82H85V84H86ZM101 83H102V82H101ZM101 83H100V84H101ZM103 83H104V82H103ZM119 83H120V82H119ZM137 83H138V82H137ZM137 83H135V84H137ZM187 83H188V82H187ZM251 83H252V82H251ZM34 84H36V83H34ZM64 84H65V83H64ZM67 84H68V83H67ZM70 84H71V83H70ZM72 84H73V83H72ZM72 84H71V85H72ZM104 84H106V82H105ZM124 84H125V83H124ZM132 84H131V86H132ZM144 84H145V83H144ZM248 84H249V83H248ZM20 85H21V82H20ZM22 85H23V84H22ZM82 85H83V84H82ZM112 85H113V83H112ZM118 85H119V84H118ZM122 85H123V84H122ZM125 85H126V84H125ZM139 85H141V84H139ZM241 85H242V84H241ZM14 86H17V85H14ZM14 86H13V87H14ZM26 86H27V85H26ZM37 86H38V85H37ZM37 86H36V87H37ZM66 86H67V85H66ZM79 86H81V85H79ZM110 86H111V85H110ZM113 86H114V85H113ZM134 86H135V85H134ZM137 86H138V85H137ZM253 86H254V85H253ZM2 87H3V86H2ZM33 87H35V85H34ZM81 87H83V86H81ZM85 87H86V86H85ZM89 87H90V86H89ZM108 87H109V86H108ZM119 87L121 88L120 85H119ZM119 87H118V88H119ZM123 87H125V86H123ZM139 87H140V86H139ZM156 87H157V86H156ZM191 87H192V86H191ZM52 88H53V87H52ZM106 88H107V87H106ZM114 88H115V87H114ZM129 88H131V87L129 86ZM129 88H128V89H129ZM132 88H134V87L132 86ZM140 88H142V86H141ZM184 88H185V87H184ZM30 89H31V88H30ZM72 89H73V88H72ZM108 89H109V88H108ZM110 89H111V88H110ZM116 89H117V87H116ZM233 89H234V88H233ZM11 90H12V88H11ZM27 90H28V88H27ZM48 90H49V89H48ZM54 90H55V88H54ZM87 90H89V89H87ZM99 90H100V89H99ZM104 90H105V89H104ZM117 90H118V89H117ZM83 91H84V90H83ZM83 91H82V92H83ZM101 91L103 92V89H102ZM122 91H123V90H122ZM126 91H127V90H126ZM126 91H125V92H126ZM137 91H138V90H137ZM139 91H140V90H139ZM149 91H150V90H149ZM184 91H185V90H184ZM9 92H10V91H9ZM9 92H8V93H9ZM51 92H53V90H51ZM54 92H55V91H54ZM69 92H70V91H69ZM84 92H85V91H84ZM112 92H113V90H112ZM114 92H115V91H114ZM118 92H121V91L118 90ZM130 92H132V91L130 90ZM74 93H75V92H74ZM103 93H104V92H103ZM103 93H102V95H103ZM110 93H111V92H110ZM126 93H127V92H126ZM126 93H124V94H126ZM135 93H136V92H135ZM141 93H142V92H141ZM43 94H44V93H43ZM51 94H52V93H51ZM51 94H49V95H50L49 97H51ZM65 94H66V93H65ZM98 94H99V93H98ZM104 94H105V93H104ZM112 94H113V93H111V95H112ZM117 94H118V93H117ZM124 94H123V95H124ZM127 94H128V93H127ZM132 94H133V93H132ZM132 94H130L131 97H133ZM171 94H172V93H171ZM58 95H59V94H58ZM67 95H69V94H66V96H67ZM70 95H71V94H70ZM78 95H79V93H78ZM118 95H120V94H118ZM133 95H134V94H133ZM138 95H139V94H138ZM138 95H137V96H138ZM152 95H154V94H152ZM152 95H151V96H152ZM186 95H187V94H186ZM8 96H9V95H8ZM24 96H25V95H24ZM46 96H47V95H46ZM56 96H57V94H56ZM64 96H65V95H64ZM71 96H72V95H71ZM71 96H70V97H71ZM100 96H101V95H100ZM100 96H99V97H100ZM120 96H122V93H121ZM125 96H126V95H125ZM127 96H128V95H127ZM155 96H156V94H155ZM238 96H239V95H238ZM49 97H48V98H49ZM52 97H53V95H52ZM52 97H51V99H52ZM68 97H69V96H68ZM72 97H73V96H72ZM76 97H77V95H76ZM83 97H85V95H84ZM88 97H90V96H88ZM91 97H92V95H91ZM117 97H118V96H117ZM139 97H140V96H139ZM139 97H138V98H139ZM141 97H142V96H141ZM149 97H150V96H149ZM152 97H153V96H152ZM159 97H160V96H159ZM95 98H96V97H95ZM95 98H93V99H95ZM134 98H135V97H134ZM134 98H131V99L134 100ZM145 98H146V97H145ZM150 98H151V97H150ZM17 99H18V98H17ZM42 99H43V98H42ZM53 99H54V98H53ZM53 99H52V100H53ZM57 99H58V97H57ZM60 99H61V98H60ZM90 99H91V98H89L88 100H90ZM96 99H97V98H96ZM107 99H108V98H107ZM107 99H106V100H107ZM117 99H118V98H117ZM122 99H124V98H122ZM140 99H142V98H140ZM143 99H144V98H143ZM148 99H149V98H148ZM12 100H13V99H12ZM45 100H46V99H45ZM49 100H50V99H49ZM70 100H71V99H70ZM84 100H86V99H84ZM84 100L81 99V101H84ZM100 100H101V99H100ZM150 100H151V99H150ZM40 101H41V100H40ZM77 101H79V100H77ZM90 101H91V100H90ZM96 101H99V100H96ZM122 101H125V100H122ZM126 101H127V100H126ZM142 101H143V100H142ZM154 101H155V100H154ZM41 102H42V101H41ZM43 102H44V101H43ZM45 102H46V101H45ZM52 102H53V104H54V101H51V103H52ZM62 102H63V101H62ZM71 102H72V101H71ZM87 102H88V101H87ZM92 102H93V101H92ZM103 102H104V101H103ZM106 102H107V101H106ZM120 102H121V101H120ZM120 102H119V103H120ZM127 102H128V101H127ZM146 102H147V101H146ZM146 102H145V103H146ZM28 103H29V102H28ZM38 103H39V102H38ZM51 103H50V105L53 106ZM81 103H82V102H81ZM83 103H84V102H83ZM89 103H91V102H89ZM94 103H95V102H94ZM96 103H97V102H96ZM63 104H64V103H63ZM79 104H80V103H79ZM79 104H78V105H79ZM87 104H88V103H87ZM87 104H86V106H87ZM107 104H108V103H107ZM138 104H139V103H138ZM138 104H137V105H138ZM140 104H142V103H140ZM140 104H139V105H140ZM174 104H175V103H174ZM4 105L6 106V103H5ZM40 105H41V104H40ZM42 105H43V104H42ZM83 105H84V104H83ZM93 105H94V104H93ZM98 105H100V104L98 103ZM108 105H109V104H108ZM110 105H111V104H110ZM144 105H145V104H144ZM190 105H191V104H190ZM243 105H244V104H243ZM43 106H44V105H43ZM51 106H50V107H51ZM59 106H60V104H58V108H59ZM96 106H97V104H95V107H96ZM101 106H102V105H101ZM134 106H136V105H134ZM176 106H177V105H176ZM180 106H181V105H180ZM192 106H193V105H192ZM60 107H61V106H60ZM62 107H63V106H62ZM84 107H85V106H84ZM88 107H89V104H88ZM123 107H124V106H123ZM163 107H164V106H163ZM42 108H43V107H42ZM45 108H46V104H45ZM45 108H44V109H45ZM58 108H57V109H58ZM65 108H66V107H65ZM69 108H70V107H69ZM98 108H99V107H98ZM107 108H108V107H107ZM186 108H187V107H186ZM37 109H39V105H38V108H37ZM52 109H53V108H52ZM59 109H60V108H59ZM84 109H85V108H84ZM95 109H96V108H95ZM95 109H93V110H95ZM101 109H102V108H101ZM121 109H122V108H121ZM123 109H125V108H123ZM130 109H131V108H130ZM144 109H145V108H144ZM156 109H157V108H156ZM40 110H41V109H40ZM53 110H54V109H53ZM63 110H64V108H63ZM63 110H62L61 112H63ZM86 110H88V109H86ZM86 110H84V111H86ZM109 110H110V109H109ZM109 110H108V111H109ZM145 110H146V109H145ZM145 110H144V111H145ZM2 111H3V110H2ZM2 111H1V112H2ZM47 111H48V110H47ZM55 111H56V110H55ZM55 111H51V112L54 113ZM73 111H74V110H73ZM80 111H81V110H80ZM90 111H91V108H90ZM95 111H97V110H95ZM99 111H100V109H99ZM111 111H112V109H111ZM130 111H131V110H130ZM137 111H138V110H137ZM142 111H143V110H142ZM146 111H147V110H146ZM191 111H192V110H191ZM45 112H46V110H45ZM66 112H67V111H66ZM100 112H101V111H100ZM102 112H103V111H102ZM113 112H114V111H113ZM115 112H116V111H115ZM133 112H134V111H133ZM218 112H219V111H218ZM8 113H9V111H8ZM12 113H13V112H12ZM40 113H41V112H39V114H40ZM43 113H44V112H43ZM43 113H42V114H43ZM48 113H49V112H48ZM74 113H75V112H74ZM82 113H83V112H82ZM88 113H89V111H88ZM92 113H93V112H92ZM106 113H107V111H106ZM116 113H117V112H116ZM120 113H121V112H120ZM127 113H128V112H127ZM134 113H135V112H134ZM134 113H133V114H134ZM145 113H147V112H145ZM145 113H144V114H145ZM6 114H7V113H6ZM29 114H31V113H29ZM44 114H45V113H44ZM61 114H62V113H61ZM80 114H81V113H80ZM95 114H96V113H95ZM95 114H94V115H95ZM122 114H123V113H122ZM138 114H139V113H138ZM150 114H151V112H150ZM34 115H35V114H34ZM34 115H33V116H34ZM36 115H37V117H38V114H37V113H36ZM36 115H35V116H36ZM48 115H50V114H48ZM51 115H52V113H51ZM51 115H50V116H51ZM68 115H69V114H68ZM86 115H87V114H86ZM89 115H90V114H89ZM94 115H93V118H94ZM110 115H112V114H110ZM125 115H126V114H125ZM4 116H5V115H4ZM41 116H43V115H41ZM52 116H53V115H52ZM55 116H56V115H55ZM55 116H54V117H55ZM59 116H60V113H59ZM84 116H85V115H84ZM90 116H92V115H90ZM102 116H103V115H102ZM108 116H109V115H107V118H109ZM112 116H113V115H112ZM116 116H117V115H116ZM142 116H145V115H142ZM148 116H149V115H148ZM2 117H3V116H2ZM28 117H29V116H28ZM47 117H48V116H47ZM73 117H74V116H73ZM104 117H106V114H105ZM114 117H115V116H114ZM119 117H120V115H119ZM124 117H125V116H124ZM138 117L140 118V115L137 116V118H136V116H135L136 119H138ZM5 118H6V117H5ZM35 118H36V117H35ZM35 118H34V119H35ZM39 118H40V117H39ZM62 118L64 119V117H62ZM62 118H61V119H62ZM85 118H86V117H85ZM100 118H101V116H100ZM102 118H103V117H102ZM111 118H112V117H111ZM141 118H142V117H141ZM26 119H27V118H26ZM43 119H44V117H43ZM59 119H60V117H59ZM70 119H71V118H70ZM78 119H79V118H78ZM80 119H82V118H80ZM80 119H79V121H78L77 123H79V122L82 121V120H80ZM86 119H88V118H86ZM90 119L92 120L91 117H90ZM90 119L88 120V122H90ZM112 119H114V118H112ZM122 119H123V118H122ZM128 119H129V118H127V120H128ZM142 119H143V118H142ZM144 119H145V118H144ZM146 119H147V117H146ZM146 119H145V120H146ZM40 120H42V119H40ZM40 120H39V121H40ZM83 120H84V119H83ZM101 120H102V119H101ZM109 120H110V119H109ZM109 120H108L107 122H108V123H111L112 120H111V122H109ZM127 120H125V121H127ZM6 121H7V120H6ZM25 121H27V120H25ZM28 121H29V118H28ZM36 121H37V120H36ZM45 121H46V119H45ZM45 121H44V123H45ZM49 121H50V120H49ZM103 121H104V120H103ZM123 121H124V120H123ZM134 121H135V119H134ZM138 121H139V120H138ZM140 121L142 122V120H140ZM140 121H139V122H140ZM146 121L149 122L148 119H147ZM20 122H21V121H20ZM29 122H30V121H29ZM32 122H34V121H32ZM62 122H63V121H62ZM98 122L101 123V121H98ZM139 122H136V124L139 123ZM201 122H203V121L201 120ZM23 123H24V121H23ZM36 123H37V122H36ZM38 123H39V122H38ZM48 123H49V122H47V124H48ZM50 123H51V121H50ZM55 123H57V122H55ZM82 123H83V122H82ZM91 123H94V122L91 121ZM113 123H114V122H113ZM198 123H199V122H198ZM14 124H15V123H14ZM34 124H35V123H34ZM40 124H41V123H40ZM105 124H106V121H105ZM111 124H112V123H111ZM111 124H110V125H111ZM115 124H116V123H115ZM115 124H114V125H115ZM131 124H132V123H131ZM134 124H135V123H134ZM139 124H140V123H139ZM76 125H77V124H76ZM110 125H109V126H110ZM112 125H113V124H112ZM124 125H125V124H124ZM182 125H183V124H182ZM195 125H197V124H195ZM34 126H35V125H34ZM40 126H41V125H40ZM45 126L48 128L49 125H45ZM45 126L42 127L43 129H42V128H41V129H42V130H45ZM55 126H56V124L54 125V127H55ZM100 126H101V124H100ZM100 126H98V127H100ZM106 126H108V125H106ZM109 126H108V127H109ZM115 126H116V125H115ZM122 126H123V125H122ZM169 126H170V125H169ZM24 127H25V123H24ZM26 127H27V126H26ZM36 127H37V126H36ZM85 127H87V126H85ZM96 127H97V126H96ZM102 127H103V124H102ZM108 127H107L106 129H108ZM110 127H111V126H110ZM113 127H114V126H113ZM113 127H112V128H113ZM117 127H118V126H117ZM117 127H116V128H117ZM124 127H125V126H124ZM18 128H19V127H18ZM32 128H33V127H32ZM51 128L54 129L53 127H51ZM61 128H62V127H61ZM77 128H79V127H77ZM89 128H90V127H89ZM91 128H92V127H91ZM91 128H90V129H91ZM104 128H105V127H104ZM104 128H103V129H104ZM112 128H111V129H112ZM121 128H122V127H121ZM191 128H192V127H191ZM208 128H209V127H208ZM27 129H28V128H27ZM30 129H31V127H30ZM52 129H51V130H52ZM59 129H60V127H59ZM68 129H69V128H68ZM75 129H76V127H75ZM75 129H74V132L76 131ZM84 129L86 130V128H84ZM98 129H99V128H98ZM101 129H102V128H101ZM106 129H105V131H106ZM117 129H120V128H117ZM19 130H21V129H19ZM33 130H34V129H33ZM37 130L39 131L40 129H37ZM42 130H41V131H42ZM47 130H48V129H47ZM47 130H46V131H47ZM51 130H50V132H52ZM78 130L80 131V129H78ZM99 130H100V129H99ZM108 130H109V129H108ZM108 130H107V131H108ZM120 130H121V129H120ZM196 130H197V129H196ZM24 131H25V130H24ZM27 131H28V130H27ZM35 131H36V128H35ZM41 131L37 132V134H36V132L33 134V136L37 137V138H36L37 143H35V141H32V140H31V139H34L35 137L33 138V136H31V139H30V140L32 141V143L34 142L33 144H32L31 142H30V143L33 145V147L36 146V148H32V147H30V146L27 144L29 141H27L26 144H27L28 147H30V148H32V149H29V148L27 147V149H28V150H27L26 148H24L26 145H25V146L23 145V146H24L23 148L26 149V151H27V152L25 151V152H26V153H25V156H24V154H23L24 152L22 153V154H23V158H24V162H25L26 159H27L26 161H28L29 158L32 157V158H31V161L34 160L33 163H36L35 160H36V157H37L36 154L39 153L38 150L40 149V152H42L41 148H39L38 150H37V148L39 147V144H40V143H41V144H44V143H42L43 137H44V139L46 138V137H45V135H46V131H43V133H42ZM55 131H56V130H55ZM60 131H61V129H60ZM89 131H90V130H89ZM109 131H112V130H109ZM109 131H108L107 133H109ZM113 131H114V128H113ZM123 131H124V129H122V132H123ZM30 132H32V131H30ZM50 132H49V130H48V133H50ZM62 132H63V130H62ZM76 132H78V131H76ZM80 132H81V131H80ZM91 132H92V131H91ZM91 132H89L88 134H90ZM97 132H98V131H97ZM97 132H96V133H97ZM99 132H100V131H99ZM99 132H98V133H99ZM103 132H104V130H103ZM117 132H118V130H117ZM209 132H210V131H209ZM22 133H23V130H22ZM25 133H28V132H25ZM32 133H33V132H32ZM44 133H45V134H44ZM48 133H47V136H48ZM53 133H54V132H53ZM57 133H59L58 130H57ZM70 133H72V132H70ZM93 133H94V132H93ZM114 133H115V132H114ZM118 133H119V132H118ZM118 133H116V134H117V137H118ZM167 133H168V132H167ZM43 134H44V136H43ZM54 134H55V133H54ZM72 134H74V133H72ZM76 134H77V133H76ZM76 134H75V136H76ZM190 134H191V133H190ZM196 134H197V132H196ZM31 135H32V134H31ZM49 135H51V134H49ZM63 135H64V134H63ZM78 135H79V134H78ZM78 135H77V136H78ZM92 135H93V134H92ZM94 135H96V134H94ZM97 135H100V133L97 134ZM105 135H106V134H105ZM107 135H109V136H110V135H113V132H112V134L110 133V134H107ZM122 135H123V134H122ZM124 135H125V134H124ZM126 135H127V134H126ZM18 136H19V135H18ZM52 136H53V134H52ZM85 136H86V135H85ZM101 136H102V135H101ZM114 136H115V135H114ZM119 136H120V135H119ZM187 136H188V135H187ZM48 137H49V136H48ZM53 137L55 138V135H54ZM59 137H61V136H59ZM62 137H64V136H62ZM62 137H61V138H62ZM65 137H66V135H65ZM78 137H79V136H78ZM83 137H84V136H83ZM88 137L90 138L91 135H89ZM92 137L94 138L95 136H92ZM99 137H100V136H99ZM103 137H104V136H103ZM106 137H107V136H105V138H106ZM112 137H113V136H112ZM117 137H116V138H117ZM151 137H152V136H151ZM19 138H20V137H19ZM50 138H51V136H50ZM56 138L58 139L57 136H56ZM81 138H82V137H81ZM85 138H87V137H85ZM89 138H88V139H89ZM95 138H96V137H95ZM108 138H109V137H108ZM108 138H107V139H108ZM119 138H120V137H119ZM185 138H186V137H185ZM17 139H18V138H17ZM25 139H26V138H25ZM46 139H47V138H46ZM46 139L43 140V141L47 142L48 139H47V141H46ZM90 139H91V138H90ZM96 139H97V138H96ZM96 139H94V141H95ZM98 139H99V138H98ZM98 139H97V140H98ZM112 139H114V137H113ZM130 139H131V138H130ZM192 139H193V137H192ZM7 140H8V139H7ZM21 140H22V139H21ZM34 140H35V139H34ZM72 140H73V139H72ZM72 140H71V141H72ZM83 140H84V139H83ZM86 140H87V139H86ZM86 140H84V141H86ZM100 140H101V138H100ZM110 140H111V139H110ZM119 140H120V139H119ZM122 140H123V139H122ZM127 140H128V139H127ZM187 140H188V138H187ZM255 140H256V139H255ZM18 141H19V140H18ZM69 141H70V138H69ZM108 141H109V140H108ZM135 141H136V140H135ZM135 141H134V142H135ZM193 141H194V140H193ZM52 142H54V141H52ZM56 142H57V141H56ZM61 142L63 143V141H61ZM95 142H96V141H95ZM95 142H93V143H95ZM105 142H106V140H105ZM105 142H104V139H103V143H105ZM110 142H111V141H110ZM115 142H116V141H115ZM115 142H114V143H115ZM119 142H120V141H118V143H115L116 147H117V144H118V145L120 144ZM122 142H123V141H121V143H122ZM126 142H127V141H125V143H126ZM155 142H156V141H155ZM189 142H190V140H189ZM20 143H21V142H20ZM22 143H23V142H22ZM47 143H48V142H47ZM47 143H46V144H47ZM57 143H58V142H57ZM68 143H69V142H68ZM90 143H91V142H90ZM90 143H89V145H90ZM98 143H100V141H99ZM103 143H102V145H103ZM112 143H113V141H112ZM123 143H124V142H123ZM127 143H128V142H127ZM130 143H131V142H130ZM137 143H138V142H137ZM158 143H159V142H158ZM193 143H194V142H193ZM222 143H223V142H222ZM34 144H35V146H34ZM59 144H61V143L59 142ZM80 144H81V143H80ZM100 144H101V143H100ZM105 144H106V146H109V145H107L108 143H105ZM134 144H135V143H134ZM148 144H149V143H148ZM172 144H174V143H172ZM181 144H182V143H181ZM32 145H31V146H32ZM51 145H52V143H51ZM54 145H55V144H54ZM54 145H53V146H54ZM96 145H97V144H96ZM111 145H112V144H111ZM120 145H121V144H120ZM128 145H130V144H128ZM132 145H133V144H132ZM132 145H131V148L133 147ZM135 145H136V144H135ZM152 145H153V144H152ZM176 145H177V143H176ZM179 145H180V144H179ZM182 145H183V144H182ZM18 146H19V144H18ZM20 146H21V145H20ZM55 146H56V148H57V145H55ZM55 146H54V147H55ZM77 146H78V145H77ZM98 146H99V145H98ZM98 146H97V147H98ZM100 146H101V145H100ZM104 146H105V145H104ZM122 146H125V145H122ZM122 146H121V147H122ZM153 146H154V145H153ZM58 147H60V146H58ZM71 147H72V146H71ZM121 147H120V148H121ZM155 147H156V146H155ZM174 147H175V146H174ZM176 147H177V146H176ZM178 147H179V146H178ZM184 147H185V146H184ZM90 148H91V147H90ZM92 148H95V147H93V144H92ZM105 148H106V147H105ZM105 148H104V149H105ZM109 148H110V146H109ZM125 148L128 150V148H130V146H128V148H127V147H124V149H125ZM131 148H130V149H131ZM231 148H232V147H231ZM16 149H17V148H16ZM47 149H48V148H47ZM53 149H54V148H53ZM71 149H72V148H71ZM98 149H99V147H98ZM106 149H107V148H106ZM111 149H112V148H111ZM160 149H161V148H160ZM17 150H18V149H17ZM17 150H15V151H17ZM21 150H23V149H21ZM30 150H31V151H30ZM56 150H57V149H56ZM56 150H54L53 152H55ZM101 150H103V148H102ZM113 150H114V149H113ZM122 150H123V149H122ZM133 150H134V148H133ZM135 150H136V148H135ZM135 150H134V152L138 151V150H136V151H135ZM172 150H173V149H172ZM184 150H185V149H184ZM1 151H2V150H1ZM12 151H13V150H12ZM18 151H20V150H18ZM28 151H30V152H28ZM47 151H48V150H47ZM57 151H58V150H57ZM90 151H91V150H90ZM90 151H89V152H90ZM98 151H99V150H98ZM103 151H104V150H103ZM103 151H100V152H103ZM107 151H108V150H107ZM110 151H111V150H110ZM114 151H115V150H114ZM114 151H113V152H114ZM124 151H126V150H124ZM129 151H132V149L129 150ZM175 151H176V150H175ZM3 152H4V151H3ZM48 152H49V151H48ZM53 152H52V153H53ZM86 152H87V151H86ZM86 152H83L84 155H85ZM92 152H93V151H92ZM117 152H118V151H117ZM121 152H122V151H121ZM166 152H167V151H166ZM171 152H172V151H171ZM15 153H16V152H15ZM20 153H21V152H20ZM20 153H18V155H16V156L18 157V159H19V154H20ZM42 153H43V152H42ZM45 153H46V152H45ZM114 153H115V152H114ZM159 153H160V152H159ZM174 153H175V152H174ZM177 153H178V151H177ZM87 154H88V153H87ZM90 154H92V153H90ZM90 154H89V156H90ZM96 154L99 156L100 153H97V152H96ZM96 154H95V156H97ZM101 154H102V153H101ZM103 154H104V152H103ZM119 154H121V153H119ZM132 154H133V153H132ZM171 154H172V153H171ZM171 154H170V156H173V155H171ZM181 154H182V153H181ZM39 155H40V154H39ZM43 155H44V154H43ZM46 155H49V153H47ZM51 155H52V154H51ZM84 155H83V156H84ZM92 155H94V154H92ZM123 155H124V154H122V156H121L122 158H123ZM125 155H126V154H125ZM129 155H130V152H129ZM129 155H128V156H129ZM134 155H135V153H134ZM158 155H159V154H158ZM175 155H176V153H175ZM175 155H174V157H175ZM4 156H5V155H4ZM12 156H13V155H12ZM12 156H11V157H12ZM16 156H14V158H15ZM26 156H27V157H26ZM95 156H94V157H95ZM100 156H101V155H100ZM100 156H99V157H100ZM102 156H103V155H102ZM110 156H111V155H110ZM128 156H127V157H128ZM211 156H212V155H211ZM21 157H22V156H21ZM21 157H20V158H21ZM25 157H26V158H25ZM58 157H59V156H58ZM99 157H98V158H99ZM107 157H108V156H107ZM118 157H119V156H117V158H118ZM121 157H120V163L122 164V162H121V160H122ZM131 157H133V156H131ZM131 157H128L127 160H129ZM156 157H157V156H156ZM45 158H46V157H45ZM52 158H53V157H52ZM88 158H89V157H88ZM88 158H87V159H88ZM103 158H104V157H103ZM103 158H102V159H103ZM108 158H109V157H108ZM169 158H170V157H169ZM187 158H188V157H187ZM16 159H17V158H16ZM32 159H33V160H32ZM39 159L41 160V158H39ZM42 159H44V157H43ZM47 159H48V158H47ZM49 159H50V158H49ZM49 159H48V160H49ZM82 159H83V158H82ZM87 159H86V160H87ZM92 159H93V158H92ZM102 159H101V160H102ZM137 159H138V158H137ZM21 160H22V159H21ZM98 160H99V159H98ZM110 160H112V159H110ZM127 160H124V161L126 162ZM159 160H160V159H159ZM169 160H170V159H169ZM204 160H205V159H204ZM7 161H9V160H7ZM18 161H20V160H18ZM31 161L27 162V163L29 164V165H27V166H26L27 163H26V164L23 163V167H24V166H26V168H27L28 166L30 167V166L32 165V164H30ZM52 161H53V160H52ZM88 161H89V159H88ZM107 161H108V160H107ZM107 161H106V162H107ZM112 161H113V160H112ZM118 161H119V158H118ZM148 161H149V160H148ZM161 161L163 162V160H161ZM172 161H173V160H172ZM172 161H171V163H172ZM21 162H22V161H21ZM77 162H78V161H77ZM198 162H199V161H198ZM75 163H76V162H75ZM82 163H83V162H82ZM102 163H103V162H102ZM104 163H105V162H104ZM104 163H103V164H104ZM126 163H127V162H126ZM234 163H235V162H234ZM1 164L3 165V163H1ZM36 164H37V163H36ZM109 164H111V166H112L113 163H109ZM109 164H106V166H107V165L110 166ZM116 164H117V161H116ZM123 164H124V163H123ZM160 164H161V163H160ZM2 165H1V166H2ZM6 165H7V163H6ZM11 165H12V164H11ZM15 165H16V163H13V165H12V166H9V168H8V169L13 168V170H12V169H10V170H12V172L14 171V172L12 173L13 175H12L11 173H9V174L12 175V178L10 179L11 181L9 182V186H10V187L13 186V192L8 191V195H9L8 197H10V195L12 194V195H11V197H12L11 199H13V200L17 199V200H15L14 203L11 202V203H12L11 208H12L13 211L10 210V209H8V212H7V214H8V213H9V210H10V212H14V213H13L14 215L16 214L17 211L15 210V211H16V212H15L14 209H13V207H14V208H15L16 206H17V207H20V204H22V203H19V201L21 200V202H22V201L26 200V198H23V196L27 197V196H29V195H26V194H27V193L30 194L28 191H26L28 188H25V187H26V186H32V185H34V184L36 185V184H37V183H36V182H37V181H36V178H38V176L36 175L37 172H36L35 174H33V173H31V172L27 173L29 170H26L25 167H24V169L27 171V172L25 173V170H24V169L21 170V169L17 166L22 172H23V170H24L23 175H24V174H25V175H24V176L21 175V177H20L19 173H20V174H22V173L18 170L19 172H18L17 176H18V175H19V176H18V178H17V176H16V178H17V179H16V178H15V175H16L17 171H15V169H16ZM37 165H38V164H37ZM45 165H46V164H45ZM45 165H43V167H44ZM82 165H83V164H82ZM98 165H99V163H98ZM104 165H105V164H104ZM139 165H140V164H139ZM19 166H20V165H19ZM39 166H40V165H39ZM80 166H81V165H80ZM108 166H107V167H108ZM115 166H117L116 168H118L119 165H114V164H113L112 168H115ZM122 166H123V165H122ZM122 166H121V167H122ZM163 166H164V165H163ZM23 167H21V168H23ZM29 167H28V168H29ZM37 167H38V166H37ZM37 167H36V168H37ZM43 167H42V168H43ZM46 167L48 168V166H46ZM86 167L88 168V166H86ZM97 167H98V166H96V168H97ZM119 167H120V166H119ZM121 167H120V168H121ZM124 167H125V166H123L122 168H124ZM157 167H158V166H157ZM5 168H7V167H5ZM5 168H4V169H5ZM28 168H27V169H28ZM30 168H31V167H30ZM30 168H29V169H30ZM32 168H34V166H32ZM32 168H31L30 170H32ZM38 168H39V167H38ZM38 168H37V170H39ZM44 168H45V167H44ZM101 168H102V167H101ZM116 168H115V169H116ZM122 168H121V169H122ZM164 168H165V167H164ZM167 168H168V167H167ZM167 168H166V169H167ZM81 169H82V168H81ZM81 169H80V170H81ZM89 169H90V166H89ZM89 169L87 170V172L89 171ZM92 169H94V168L92 167ZM115 169H113V170H115ZM135 169H136V168H135ZM138 169H139V168H138ZM154 169H155V168H154ZM162 169H163V168H162ZM6 170H7V169H6ZM33 170H35V169H33ZM41 170H42V169H41ZM85 170H86V169H85ZM97 170H98V169H97ZM100 170H101V169H100ZM157 170H158V169H157ZM157 170H156V171H157ZM7 171H8V170H7ZM140 171H141V170H140ZM160 171H161V169L159 170V172H160ZM163 171H164V170H162V173H163ZM190 171H191V170H190ZM238 171H239V170H238ZM1 172H2V171H1ZM8 172H11V171H8ZM33 172H35V171H33ZM40 172H41V171H40ZM47 172H48V170H47ZM77 172H78V171H77ZM89 172H90V171H89ZM93 172H94V170H93ZM164 172H165V171H164ZM2 173H3V172H2ZM83 173H84V171H83ZM91 173H92V172H91ZM99 173H101V172H99ZM113 173H114V172H113ZM127 173H128V172H127ZM127 173H126V174H127ZM188 173H189V172H188ZM9 174L7 173L8 177H9ZM27 174H28V175L30 174V175L28 176ZM43 174H45V173H43ZM78 174H79V173H78ZM88 174H89V173H88ZM93 174L95 175V172H94ZM159 174H160V173H159ZM159 174H158V176H159ZM189 174H190V173H189ZM0 175H1V174H0ZM3 175H4V174H3ZM7 175L5 174V176H7ZM34 175H36V176L34 177ZM50 175H51V174H50ZM90 175H92V174H90ZM97 175H99V174H97ZM102 175H103V174H102ZM104 175H105V173H104ZM128 175H129V174H128ZM156 175H157V174H156ZM39 176H40V174H39ZM43 176H44V175H43ZM45 176H46V175H45ZM85 176H86V175H85ZM161 176H162V175H161ZM245 176H246V175H245ZM10 177H11V176H10ZM46 177H47V176H46ZM70 177H71V176H70ZM74 177H75V175H74ZM74 177H72V178H74ZM81 177H83V175H81ZM96 177H97V176H96ZM100 177H101V176H100ZM105 177H107V175H105ZM42 178H43V177H42ZM76 178H78V177H76ZM93 178H95V177H93ZM8 179H9V178H7V180H8ZM38 179H39V178H38ZM44 179L46 180V178H44ZM82 179H83V178H82ZM82 179H81V180H82ZM159 179H160V178H159ZM167 179H168V177H167ZM40 180H41V179H40ZM42 180H43V179H42ZM69 180H70V179H69ZM79 180H80V179H79ZM84 180H85V179H84ZM82 181H83V180H82ZM90 181H91V180H90ZM92 181H93V180H92ZM97 181H98V178H97ZM97 181H96V183H97ZM157 181H158V180H157ZM157 181H156V182H157ZM163 181H164V180H163ZM163 181H162V182H163ZM165 181H166V180H165ZM46 182H47V181H46ZM160 182H161V181H160ZM49 183H50V182H49ZM67 183H68V182H67ZM105 183H106V182H105ZM158 183H159V182H158ZM163 183H164V182H163ZM163 183H161V185H162ZM2 184H4V183H2ZM40 184H41V183H40ZM44 184H45V183H44ZM74 184H75V183H74ZM82 184H83V183H82ZM82 184H81V185H82ZM91 184H92V182H91ZM84 185H85V184H84ZM88 185L91 186L90 184H88ZM106 185H107V184H106ZM148 185H149V184H148ZM151 185H152V184H151ZM161 185H160V186H161ZM163 185H164V184H163ZM217 185H218V184H217ZM40 186H41V185H40ZM108 186H109V185H108ZM155 186H156V185H155ZM160 186H159V187H160ZM222 186H223V185H222ZM1 187H2V186H1ZM45 187H46V186H45ZM70 187H71V186H70ZM82 187H83V186H82ZM84 187H85V186H84ZM157 187H158V186H157ZM159 187H158V188H159ZM4 188H5V187H4ZM43 188H44V187H43ZM67 188H68V187H67ZM67 188L65 187V189H67ZM72 188H73V187H72ZM85 188H86V187H85ZM85 188H84V189H85ZM130 188H131V187H130ZM136 188H137V187H136ZM148 188H150V186H148ZM7 189H8V188H7ZM7 189H6V190H7ZM25 189H26V190H25ZM29 189H30V188H29ZM37 189H38V188H37ZM41 189H42V188H41ZM44 189H45V188H44ZM44 189H43V190H44ZM89 189H91V188H89ZM132 189H133V188H132ZM142 189H143V188H142ZM150 189H151V188H150ZM150 189H149L148 191H151ZM153 189H154V186H153ZM156 189H157V188H156ZM156 189H155V190H156ZM43 190H42V191H43ZM138 190H139V189H138ZM3 191H4V190H3ZM29 191L31 192L32 195H34V194L36 193V192L32 193V190H29ZM33 191H34V190H33ZM66 191H67V190H66ZM73 191H76V190L73 189ZM132 191H133V190H132ZM134 191H135V190H134ZM145 191H146V190H145ZM158 191H159V190H158ZM158 191H157V192H158ZM5 192H6V191H5ZM44 192H45V191H44ZM82 192H83V191H82ZM85 192H86V191H85ZM88 192H89V190H88ZM105 192H106V191H105ZM105 192H104V193H105ZM154 192H156V191H154ZM154 192H153V193H154ZM40 193H41V192H40ZM67 193H68V192H67ZM72 193H73V192H72ZM153 193H152V194H153ZM199 193H200V192H199ZM6 194H7V193H6ZM69 194H71V192H70ZM83 194H85V193L83 192ZM96 194H97V193H96ZM143 194H144V193H143ZM147 194H148V193H147ZM154 194H155V193H154ZM36 195H37V194H36ZM65 195H66V194H65ZM75 195H76V192H75ZM3 196H4V195H3ZM14 196H16L17 198L14 197ZM66 196H67V195H66ZM86 196H87V195H86ZM90 196L93 197V194L90 195ZM126 196H127V195H126ZM8 197H7V198H8ZM33 197H34V196H33ZM63 197H64V196H63ZM68 197H71V196H68ZM77 197H78V196H77ZM81 197H82V196H81ZM144 197H145V196H144ZM144 197H143V195H142L141 199H139V200H143ZM147 197H149V196L147 195ZM152 197H153V196H152ZM14 198H15V199H14ZM27 198H28V197H27ZM31 198H32V197H31ZM64 198H65V197H64ZM66 198H67V197H66ZM73 198H74V197H73ZM3 199H4V198H3ZM11 199H10V200H11ZM23 199H24V200H23ZM32 199H34V198H32ZM70 199H71V198H70ZM70 199H69V200H70ZM119 199H120V197H119ZM155 199H156V198H155ZM4 200H5V199H4ZM27 200H28V199H27ZM27 200H26V201H27ZM30 200H31V199H30ZM59 200L61 201V197L59 198ZM116 200H117V199H116ZM139 200H138V201H139ZM146 200H147V201H150V198H149V200H148V199H146ZM146 200L144 199L143 201H146ZM195 200H196V199H195ZM16 201H17V202H16ZM28 201H29V200H28ZM28 201H27V203H28ZM35 201H36V200H35ZM95 201H96V200H95ZM1 202H2V200H1ZM1 202H0V203H1ZM6 202H7V201H6ZM9 202H10V201H9ZM15 202H16V204H15ZM75 202H77V199H76ZM85 202H86V201H85ZM130 202H131V201H130ZM151 202H152V200H151ZM17 203H19V204H17ZM47 203H48V202H47ZM66 203H67V201H66ZM70 203H71V201H70ZM83 203H84V202H83ZM121 203H122V202H121ZM135 203H136V202H135ZM143 203H144V202H143ZM5 204H6V203H5ZM7 204H8V203H7ZM14 204H15L16 206H15ZM81 204H82V203H81ZM2 205H3V204H2ZM2 205H1V206H2ZM23 205H24V204H23ZM99 205H100V203H99ZM143 205H146V204L144 203ZM4 206H6V205H4ZM25 206H26V205H25ZM25 206H24V207H25ZM40 206H41V205H40ZM89 206H91V205H89ZM107 206H108V205H107ZM112 206H113V205H112ZM141 206H142V205H141ZM141 206H139V207H141ZM7 207H8V205H7ZM7 207H6V208H7ZM57 207H58V206H57ZM62 207H63V206H62ZM62 207H61V208H62ZM70 207H71V205H70ZM70 207H69V208H70ZM119 207H120V206H119ZM119 207H118V208H119ZM133 207L135 208L134 205H133ZM136 207H137V205H136ZM0 208H1V207H0ZM4 208H5V207H4ZM9 208H10V206H9ZM25 208H26V207H25ZM25 208H23V210H24ZM27 208H29L28 205H27ZM27 208H26V215H27ZM72 208H74V205H73ZM75 208H76V207H75ZM129 208H130V207H129ZM167 208H168V207H167ZM1 209H2V208H1ZM59 209H60V208H59ZM63 209H65V208H63ZM63 209H62L61 211H63ZM76 209H77V208H76ZM90 209H91V208H90ZM105 209H106V208H105ZM114 209H115V208H114ZM130 209L132 210V208H130ZM135 209H136V208H135ZM21 210H22V209H20V210L17 212V214H19V213L21 212ZM67 210H69V209L67 208ZM70 210H71V208H70ZM2 211H3V210H2ZM31 211H32V210H30V211H28V212L31 213ZM73 211H74V210H73ZM81 211H82V210H81ZM107 211H108V210H107ZM116 211H117V210H116ZM116 211H115V212H116ZM120 211H121V210H120ZM132 211H133V210H132ZM132 211H131V212H132ZM138 211H139V210H138ZM22 212H23V211H22ZM22 212H21V214L25 213V212H23V213H22ZM53 212H55V209H54ZM88 212H89V211H88ZM108 212H109V211H108ZM122 212H123V211H122ZM2 213H3V212H2ZM74 213H75V212H74ZM85 213H86V212H85ZM96 213H97V212H96ZM116 213H117V212H116ZM135 213L138 214V212H135ZM4 214H5V213H4ZM9 214H10V213H9ZM9 214H8V215H9ZM17 214H16V215H17ZM21 214L17 215V217L20 216V217L17 218L18 221L21 220V219H19V218H22ZM28 214H29V213H28ZM65 214H66V213H65ZM65 214H64V215H65ZM67 214H68V213H67ZM107 214H108V213H107ZM124 214H125V213H124ZM60 215H61V214H60ZM81 215H82V213H81ZM101 215H102V214H101ZM127 215H128V214H127ZM138 215H139V214H138ZM10 216H12V218L10 217L12 220L10 221V218H9V219L6 218V220H7L8 222H7V221H5V222H7V223L9 224V226H10V223H11V222H12V223H11V226H10V227L7 226L8 224L6 225V223L4 224V226L6 225V227H8V228H6L7 231L5 230V228L2 229V230H4V232H2V234H1V235L3 236V238H4V237H5V238H6V237H9L10 235H11L12 237L15 236V234L13 235V234H11V233H14V229L17 228V225L19 224V223H18V224L16 225L15 220H13V219H16V216H15L14 218H13V215H10ZM55 216H56V215H55ZM62 216H63V215H62ZM77 216H78V218H79V215H77ZM131 216H132V215H131ZM135 216H136V215H135ZM0 217H1V216H0ZM3 217H5V216H3ZM6 217H7V216H6ZM53 217H54V214H53ZM57 217H58V216H57ZM92 217H93V216H92ZM105 217H106V216H105ZM116 217H117V216H116ZM26 218H27V217H26ZM31 218H32V217H31ZM67 218H68V217H67ZM111 218H112V217H111ZM126 218H127V217H126ZM132 218H134V217H132ZM3 219H4V218H3ZM3 219H2V220H3ZM17 219H16V220H17ZM22 219H23V218H22ZM57 219H58V218H57ZM127 219H129V218H127ZM0 220H1V219H0ZM63 220H64V219H63ZM90 220H91V219H90ZM95 220H96V219H95ZM109 220H110V219H109ZM114 220H115V219H114ZM125 220H126V219H125ZM125 220H124V222H125ZM133 220H136V219H133ZM155 220H156V219H155ZM9 221H10V222H9ZM13 221H14V222H13ZM18 221H17V222H18ZM26 221H27V220H26ZM26 221H25V222H26ZM57 221H58V220H57ZM71 221H72V220H71ZM96 221H97V220H96ZM98 221H99V220H98ZM23 222H24V221H23ZM23 222H22V224H23ZM59 222H62V224H63V221H59ZM59 222H58V223H59ZM90 222H91V221H90ZM120 222H121V221H120ZM129 222H131V221H129ZM141 222H142V221H141ZM66 223H67V222H66ZM66 223H65V224H66ZM93 223H94V222H93ZM126 223H127V222H126ZM168 223H169V222H168ZM13 224H15L14 227H12ZM124 224H125V223H124ZM124 224H121V226L124 225ZM129 224H131V223H129ZM133 224H134V222H133ZM49 225H50V224H49ZM59 225H60V224H59ZM63 225H64V224H63ZM63 225H62V226H63ZM68 225H69V224H68ZM114 225H115V224H114ZM118 225H120V224H118ZM125 225L127 226V224H125ZM125 225H124V226H125ZM51 226H52V225H51ZM51 226H50V227H51ZM62 226H61V227H62ZM65 226H66V225H65ZM121 226H120V227H121ZM124 226H123V227H124ZM129 226H130V225H128V228H129ZM132 226H133V225H132ZM21 227H22V226H21ZM115 227H116V226H115ZM120 227H119V229H121ZM12 228H14V229H13V232H11ZM104 228H105V227H104ZM126 228H127V227H126ZM126 228H125V229H126ZM128 228H127V229H128ZM133 228H134V227H132V229H133ZM142 228H143V227H142ZM17 229H18V228H17ZM48 229H49V228H48ZM119 229L117 228V230H119ZM127 229H126V230H127ZM15 230H16V229H15ZM106 230H107V229H106ZM114 230H115V229H114ZM117 230H116V231H117ZM122 230H123V229H122ZM162 230H163V229H162ZM5 231H6V233H5ZM17 231L20 232V229L17 230ZM110 231H111V230H110ZM116 231H115V232H116ZM128 231H129V230H128ZM128 231H127V232H128ZM135 231H136V230H135ZM19 232H18V234H19ZM106 232H107V231H106ZM120 232H121V231H120ZM120 232H119V234H120ZM127 232H126V233H127ZM15 233H16V231H15ZM56 233H57V232H56ZM77 233H78V232H77ZM132 233H133V232H132ZM68 234H70V233H68ZM68 234H67V235H68ZM87 234H88V233H87ZM116 234H117V233H116ZM159 234H160V233H159ZM164 234H165V233H164ZM63 235H64V237H65V234H63ZM67 235H66V236H67ZM77 235H78V234H77ZM79 235H80V234H79ZM104 235H105V234H104ZM113 235H114V233H113ZM117 235H118V234H117ZM120 235L123 237L122 234H120ZM11 236H10V237H11ZM16 236H17V235H16ZM38 236H39V235H38ZM40 236H41V235H40ZM58 236H59V235H57V237H58ZM61 236H62V235H61ZM99 236H100V235H99ZM106 236H107V235H106ZM132 236H133V235H132ZM18 237H20V236L18 235ZM27 237H28V236H27ZM51 237H52V236H51ZM51 237H50V238H51ZM54 237H55V236H54ZM54 237H53V238H54ZM67 237H68V236H67ZM118 237H119V236H118ZM122 237H121V238H122ZM159 237H160V236H159ZM159 237H158V238H159ZM15 238L17 239V237H15ZM15 238H14V239H15ZM29 238H30V237H29ZM58 238H59V237H58ZM60 238H62V237H60ZM79 238H80V237H79ZM124 238H125V237H124ZM135 238H136V237H135ZM1 239H2V237H1ZM7 239H8V238H7ZM14 239H13V240H14ZM62 239L64 240V238H62ZM101 239H102V238H101ZM115 239H116V238H115ZM168 239H169V238H168ZM11 240H12V239H11ZM11 240H10V242H11ZM22 240H23V239H22ZM47 240L50 241L49 237L47 238ZM54 240H55V243H56L57 240H56L55 238H54ZM59 240L61 241V239H59ZM59 240H58V241H59ZM63 240H62V241H63ZM122 240H123V239H122ZM3 241H4V240H3ZM51 241H53V240H51ZM104 241H105V240H104ZM108 241H109V240H108ZM12 242H13V241H12ZM46 242H47V241H46ZM63 242H64V241H63ZM79 242H80V241H79ZM13 243H15V242H13ZM47 243H48V242H47ZM52 243H53V242H52ZM59 243H61V242H59ZM4 244H5V242H4ZM6 244H7V243H6ZM53 244H54V243H53ZM62 244H63V243H62ZM70 244H71V243H70ZM105 244H106V243H105ZM158 244H159V243H158ZM26 245H27V244H26ZM56 245H57L56 247H58V243H56ZM76 245H77V244H76ZM140 245H141V244H140ZM171 245H172V244H171ZM4 246H5L4 248H6V245H4ZM9 246H10V247H8V248H11V247H12V243H11V245H9ZM51 246H52V244H51ZM52 247H53V246H52ZM60 247L62 248V245H61ZM87 247H88V246H87ZM0 248H1V244H0ZM30 248H31V247H30ZM42 248H43V247H42ZM44 248H46L45 245H44ZM47 248H48V247H47ZM47 248H46V249H47ZM78 248H79V247H78ZM82 248H83V247H82ZM82 248H81V249H82ZM97 248H98V247H97ZM40 249H41V248H40ZM56 249H57V248H56ZM89 249H90V248H89ZM114 249H115V248H114ZM5 250H6V249H5ZM8 250H9V249H8ZM8 250H6V251H8ZM47 250H48V249H47ZM49 250H51V249H49ZM49 250H48V251H49ZM57 250H58V249H57ZM60 250H61V249H60ZM82 250H83V249H82ZM116 250H117V249H116ZM9 251H10V250H9ZM86 251H87V250H86ZM10 252H11V251H10ZM22 252H23V251H22ZM41 252H42V251H41ZM44 252H45V251H44ZM49 252H50V251H49ZM64 252H65V251H64ZM140 252H141V251H140ZM1 253H3L2 250H1ZM5 253H6V252H5ZM8 253H9V252H8ZM33 253H34V252H33ZM39 253H40V252H39ZM112 253H113V252H112ZM119 253H120V252H119ZM123 253H124V252H123ZM125 253H126V252H125ZM166 253H167V252H166ZM3 254H4V253H3ZM9 254H11V253H9ZM9 254H8V255H9ZM40 254H41V253H40ZM52 254H54V253H51V255H52ZM58 254H59V253H58ZM83 254H84V253H83ZM109 254H110V253H109ZM222 254H223V253H222ZM1 255H2V254H1ZM5 255H7V254H5ZM44 255H45V254H44ZM47 255H48V254H47ZM60 255H61V254H60ZM85 255H86V254H85ZM39 256H40V255H39ZM45 256H46V255H45ZM53 256H54V255H53ZM55 256H56V255H55ZM109 256H110V255H109ZM124 256H125V255H124ZM5 257H6V256H4V258H5ZM9 257H10V256H9ZM40 257H41V256H40ZM40 257H39V258H40ZM113 257H114V256H113ZM128 257H129V256H128ZM135 257H136V256H134V258H135ZM165 257H166V256H165ZM58 258H59V257H58ZM60 258H61V257H60ZM0 259H1V258H0ZM56 259H57V258H56ZM88 259H89V257H88ZM99 259H101V258H99ZM108 259H109V258H108ZM113 259H114V258H113ZM5 260H6V258H5ZM57 260H58V259H57ZM96 260H97V259H96ZM103 260H104V258H103ZM115 260H116V259H115ZM38 261H39V260H38ZM42 261H43V260H42ZM111 261H112V260H111ZM118 261H119V260H118ZM141 261H142V260H141ZM6 262H7V261H4V263H6ZM45 262H46V261H45ZM93 262H94V261H93ZM112 262H113V261H112ZM116 262H117V261H116ZM164 262H166V261H164ZM1 263H2V262H1ZM122 263H123V262H122ZM6 264H7V263H6ZM17 264H18V263H17ZM37 264H38V263H37ZM91 264H92V263H91ZM141 264H142V263H141Z\"/></svg>","mask_w":264,"mask_h":264}]
</instances>
